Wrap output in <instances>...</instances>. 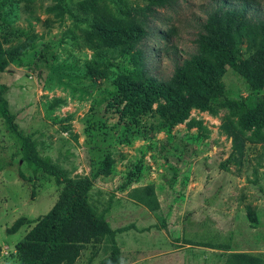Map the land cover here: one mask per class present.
<instances>
[{"label": "rangeland", "instance_id": "obj_1", "mask_svg": "<svg viewBox=\"0 0 264 264\" xmlns=\"http://www.w3.org/2000/svg\"><path fill=\"white\" fill-rule=\"evenodd\" d=\"M80 1L0 0L3 48L25 46L20 60L0 74L14 122L67 178L91 179L89 204L112 230L121 229L113 240L87 246L76 264L105 263L113 243L119 264H237L231 260L236 253L264 264V143L246 129L252 140L234 164L227 162L231 140L221 129L226 118L237 120L229 109L192 110L171 130L161 126L155 105L132 112L115 84L133 64L99 45L95 21ZM214 1L184 0L175 10L158 11L144 43L151 75L169 78L175 62L194 52L199 23ZM253 1L264 15V0ZM96 2L115 17L143 3ZM222 81L229 99L249 105L264 98V87L251 90L232 69ZM23 146L0 118V264H18L15 245L53 207L62 187L22 161ZM146 186L154 196L144 206L134 193L145 196ZM21 217L26 223L9 235Z\"/></svg>", "mask_w": 264, "mask_h": 264}, {"label": "trees", "instance_id": "obj_2", "mask_svg": "<svg viewBox=\"0 0 264 264\" xmlns=\"http://www.w3.org/2000/svg\"><path fill=\"white\" fill-rule=\"evenodd\" d=\"M142 1L141 5L120 9L117 17L101 10L96 0L77 3L84 14L92 15L99 45L128 57L133 64V70L116 81L119 96L136 114H143L155 105L161 126L166 130L188 120L192 110L214 113L217 109H229L237 120L226 118L221 125L231 140L227 162L240 164L246 143L252 140L246 136V129H251L257 141L264 143V98L249 105L245 99H229L222 78L227 69H232L251 90L264 87V15L255 8L257 3L214 1L215 6L206 11V18L199 23L194 52L176 61L171 76L161 80L150 73L144 43L158 11L175 10L184 0ZM24 54V45L6 50L0 40V74ZM7 90L6 85L0 84V118L24 140L22 161L34 173L53 177L62 186L53 207L15 245L18 264H76L87 246L97 248L106 238L113 240L121 229L112 230L105 216L89 204L91 179H69L49 158L38 155L31 136L14 122L15 115L4 98ZM137 193L134 198L144 206L154 196L152 186L143 189V197ZM247 215L251 222L255 221L250 208ZM25 223L26 219L21 217L6 232L14 234ZM119 254L113 243L111 255L103 264H119ZM231 260L237 264H263L259 258L242 253L232 254Z\"/></svg>", "mask_w": 264, "mask_h": 264}, {"label": "crops", "instance_id": "obj_3", "mask_svg": "<svg viewBox=\"0 0 264 264\" xmlns=\"http://www.w3.org/2000/svg\"><path fill=\"white\" fill-rule=\"evenodd\" d=\"M126 236L128 237V238H133L132 236H134L133 234H126ZM164 244V243H163ZM136 247H137V244H136ZM153 247V246H152ZM164 247H166V245L164 244ZM138 248V247H137ZM155 250V249H154Z\"/></svg>", "mask_w": 264, "mask_h": 264}]
</instances>
